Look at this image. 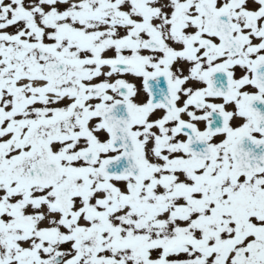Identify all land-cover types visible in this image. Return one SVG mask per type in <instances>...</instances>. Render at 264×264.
<instances>
[{
  "label": "snow or ice",
  "instance_id": "6c2138e0",
  "mask_svg": "<svg viewBox=\"0 0 264 264\" xmlns=\"http://www.w3.org/2000/svg\"><path fill=\"white\" fill-rule=\"evenodd\" d=\"M0 264H264V0H0Z\"/></svg>",
  "mask_w": 264,
  "mask_h": 264
}]
</instances>
